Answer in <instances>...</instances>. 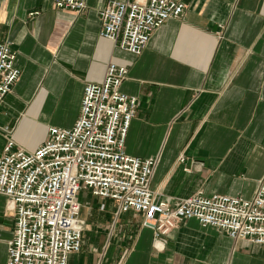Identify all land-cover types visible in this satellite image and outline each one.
<instances>
[{"label":"crops","instance_id":"crops-1","mask_svg":"<svg viewBox=\"0 0 264 264\" xmlns=\"http://www.w3.org/2000/svg\"><path fill=\"white\" fill-rule=\"evenodd\" d=\"M109 1L75 13L53 0H0V42L12 41L21 71L0 108V156L8 138L36 149L46 138L33 140L37 125L71 128L84 86L115 62L128 69L120 91L138 103L125 151L158 159L152 190L171 201L252 197L264 178V0H173L187 6L183 17L156 30L139 57L100 38ZM77 201L81 249L67 264H264V245L234 243L193 219L156 239L141 214H118L87 192ZM13 233V207L0 196V264Z\"/></svg>","mask_w":264,"mask_h":264},{"label":"built area","instance_id":"built-area-1","mask_svg":"<svg viewBox=\"0 0 264 264\" xmlns=\"http://www.w3.org/2000/svg\"><path fill=\"white\" fill-rule=\"evenodd\" d=\"M53 4L58 10L81 13L87 0ZM186 7L173 0H112L99 12V36L139 57L154 32L167 21L182 18ZM16 58L12 41L0 42V108L21 77ZM127 75V67L110 62L100 83L84 86L74 125L48 127L36 149L7 139L0 156V196L13 207L14 233L7 244L6 264H67L68 256L81 249L84 224L77 201L81 192L113 201L118 214L143 215L142 226L156 239L193 219L234 243L264 245V178L250 198L197 193L171 201L151 189L158 159H139L125 151L138 105L136 98L120 91Z\"/></svg>","mask_w":264,"mask_h":264},{"label":"rangeland","instance_id":"rangeland-1","mask_svg":"<svg viewBox=\"0 0 264 264\" xmlns=\"http://www.w3.org/2000/svg\"><path fill=\"white\" fill-rule=\"evenodd\" d=\"M37 132L35 133L34 139L33 140H37V142L44 136V133L46 134L47 132V126H41V125H37Z\"/></svg>","mask_w":264,"mask_h":264}]
</instances>
